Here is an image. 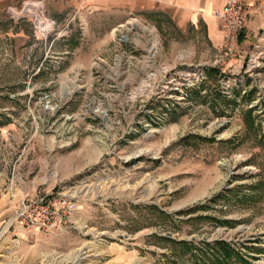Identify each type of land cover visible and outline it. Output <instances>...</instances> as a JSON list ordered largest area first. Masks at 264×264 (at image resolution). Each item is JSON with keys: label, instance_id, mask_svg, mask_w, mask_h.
<instances>
[{"label": "rangeland", "instance_id": "1", "mask_svg": "<svg viewBox=\"0 0 264 264\" xmlns=\"http://www.w3.org/2000/svg\"><path fill=\"white\" fill-rule=\"evenodd\" d=\"M29 1L48 15L26 0L0 35V195L72 205L42 264H212L219 240L243 257L228 264H264V74L239 81L249 49L162 13L48 15L41 36ZM14 22L31 31L19 46Z\"/></svg>", "mask_w": 264, "mask_h": 264}, {"label": "crops", "instance_id": "2", "mask_svg": "<svg viewBox=\"0 0 264 264\" xmlns=\"http://www.w3.org/2000/svg\"><path fill=\"white\" fill-rule=\"evenodd\" d=\"M26 0H0V35L9 33L4 29L11 18L8 10L21 5ZM48 15L60 17L64 13L73 14L84 21L105 16V12L131 14L133 12L164 14L175 25L186 28L188 25L201 27L206 38L215 48L226 43L225 32L216 15L225 0H44ZM248 8V24L238 34L236 41L246 53L257 36L264 30V0H244ZM120 20H118L119 23ZM16 33L12 40L15 45L25 42L31 31H26L19 22H14ZM15 199L0 195V264H42L44 253L50 250L54 230L62 229L59 223L48 233L33 231L22 225L6 226L5 220L15 211ZM47 235V236H46ZM74 245V243L72 244ZM53 248L55 245H52Z\"/></svg>", "mask_w": 264, "mask_h": 264}, {"label": "built area", "instance_id": "3", "mask_svg": "<svg viewBox=\"0 0 264 264\" xmlns=\"http://www.w3.org/2000/svg\"><path fill=\"white\" fill-rule=\"evenodd\" d=\"M27 5L35 7L31 11L35 30L39 35L47 36L53 30L55 21L43 12L42 1H29ZM215 13L222 23L226 42H236L238 34L248 24V8L244 0H225ZM257 37L247 53L244 66H241L242 70L240 69L246 76L241 74L239 81H244V77L253 79L254 75L264 74V30ZM72 211V205L66 199L55 201L45 197H22L18 200L14 213L5 220V225H22L33 231L48 233L56 224L69 221Z\"/></svg>", "mask_w": 264, "mask_h": 264}, {"label": "trees", "instance_id": "4", "mask_svg": "<svg viewBox=\"0 0 264 264\" xmlns=\"http://www.w3.org/2000/svg\"><path fill=\"white\" fill-rule=\"evenodd\" d=\"M225 193L226 192L217 194L215 198L212 197L211 199L214 200L222 197ZM207 247H209L208 253L210 254V257L213 259V261L218 262L219 264H228L229 259L232 257L238 258L240 261L243 259L237 249L234 246H231V244L226 243L225 241H215L211 245L207 244ZM215 262H212V264H215Z\"/></svg>", "mask_w": 264, "mask_h": 264}]
</instances>
